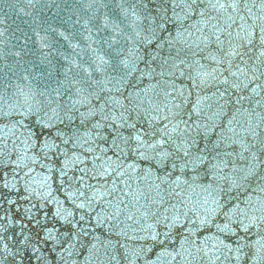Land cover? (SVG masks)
<instances>
[{
    "label": "snow or ice",
    "instance_id": "6c2138e0",
    "mask_svg": "<svg viewBox=\"0 0 264 264\" xmlns=\"http://www.w3.org/2000/svg\"><path fill=\"white\" fill-rule=\"evenodd\" d=\"M0 264H264V0H0Z\"/></svg>",
    "mask_w": 264,
    "mask_h": 264
}]
</instances>
